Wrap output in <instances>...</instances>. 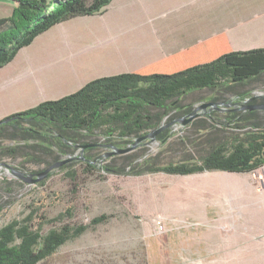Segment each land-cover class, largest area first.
Wrapping results in <instances>:
<instances>
[{"label": "rangeland", "instance_id": "rangeland-1", "mask_svg": "<svg viewBox=\"0 0 264 264\" xmlns=\"http://www.w3.org/2000/svg\"><path fill=\"white\" fill-rule=\"evenodd\" d=\"M8 12L0 4V14ZM263 94L264 74L244 84L189 92L169 101L173 109L166 115L152 110L160 113L156 129L163 127V141L146 138L133 150L114 154L106 162L128 167L140 156L150 155L161 163H200L215 143L248 129H232L226 120L233 113L248 110L241 106L252 97L264 102ZM206 103L214 104L200 107ZM193 111L194 117L188 120ZM257 113L264 128V109H257ZM90 140L102 141L97 134ZM30 144L10 128L0 133V227L25 217L32 209L47 218L66 213L62 221L45 222L41 234L63 224L89 223L100 214L110 215L37 264H264L262 166L248 172L213 169L185 175H132L99 169L85 172L75 160L65 169L54 168L41 184L26 178L30 174L35 177L56 161L77 159L81 148L70 146L64 152L52 148L47 154L44 148ZM7 146H17V150L4 153ZM111 150L96 146L90 152L106 158ZM67 170L75 172V180L66 175Z\"/></svg>", "mask_w": 264, "mask_h": 264}, {"label": "trees", "instance_id": "trees-1", "mask_svg": "<svg viewBox=\"0 0 264 264\" xmlns=\"http://www.w3.org/2000/svg\"><path fill=\"white\" fill-rule=\"evenodd\" d=\"M12 1L15 5L10 14L0 17V67L54 24L77 15L99 13L111 0ZM261 74H264V48L234 51L225 35L218 34L134 71L90 80L73 93L13 113L0 120V133L10 128L30 140L31 147L44 148L47 154L52 153V148L64 152L70 146L97 144L86 147L77 159L61 165L58 168L61 170L78 160L85 172L96 169L132 175L143 172L185 175L213 169L248 172L264 164V128L259 125L257 110H246L242 116L231 114V119L226 120L230 128L248 129L240 136L230 135L215 143L200 158V163L189 160L161 163L153 156L143 155L128 167H122L106 162L113 155L104 158L103 154L90 151L96 146L123 148L155 130L160 113L152 110L159 109L166 115L173 109L169 101L196 90L244 84ZM94 134L102 139L101 143L90 140ZM165 137L161 131L155 139L161 142ZM16 148L7 146L3 152L13 154ZM66 175L75 180L74 171L67 170ZM65 214L60 212L47 218L38 209H32L25 217L1 226L0 264H37L110 216L100 214L89 223L63 224L41 234L45 222L62 221Z\"/></svg>", "mask_w": 264, "mask_h": 264}, {"label": "crops", "instance_id": "crops-1", "mask_svg": "<svg viewBox=\"0 0 264 264\" xmlns=\"http://www.w3.org/2000/svg\"><path fill=\"white\" fill-rule=\"evenodd\" d=\"M0 4L9 10L0 17L15 5ZM218 34L234 51L264 48V0H111L54 24L0 67V120Z\"/></svg>", "mask_w": 264, "mask_h": 264}, {"label": "water", "instance_id": "water-1", "mask_svg": "<svg viewBox=\"0 0 264 264\" xmlns=\"http://www.w3.org/2000/svg\"><path fill=\"white\" fill-rule=\"evenodd\" d=\"M253 98V97H252ZM251 98V99H252ZM211 104H214V103H206V104H202L200 107L201 108H206L208 105H211ZM250 108V109H255V108H264V105L263 106H260V105H254V106H246V105H242L241 108ZM195 115V112H191L189 114V119H192ZM163 129V127H160L158 129H155L153 131H150L149 133H147L146 135L140 137V138H137L135 139V141L131 144V146H128V147H125V148H118L116 146H111L112 147V150L111 152L109 153H106V156H109V155H114V154H124V153H127L131 150H133L136 146V144L141 141L142 139H146V138H149V140H154L155 139V136L157 133H159L161 130ZM91 145H96V144H84V145H81V149L83 150L84 148L88 147V146H91ZM72 160L71 157H67L65 159H62L58 162H55V163H52L51 165H49L48 167H46L44 170L38 172L35 174V177H33L34 174H30V178H26L28 181H31V182H38L40 181L43 177H46V175L51 171L53 170L54 168H57V167H60L61 165L65 164V163H68ZM14 171V170H13Z\"/></svg>", "mask_w": 264, "mask_h": 264}, {"label": "flooded vegetation", "instance_id": "flooded-vegetation-1", "mask_svg": "<svg viewBox=\"0 0 264 264\" xmlns=\"http://www.w3.org/2000/svg\"><path fill=\"white\" fill-rule=\"evenodd\" d=\"M262 98H263V100H264V94H263ZM249 99H250V98H249ZM249 101H250V103H249L248 101H247L248 103L246 102V106H254V105H260V106H263V105H264V102H263V101H259V99L252 98V99H250ZM251 101H255V104H252ZM247 108H248V107H247ZM257 109H264V108L261 107V108H257ZM257 109H250V108H249L248 110H257ZM96 145H97V144H96ZM84 149H85V148H84ZM84 149H83V150H84ZM83 150L81 149L80 151L83 152Z\"/></svg>", "mask_w": 264, "mask_h": 264}, {"label": "built area", "instance_id": "built-area-1", "mask_svg": "<svg viewBox=\"0 0 264 264\" xmlns=\"http://www.w3.org/2000/svg\"><path fill=\"white\" fill-rule=\"evenodd\" d=\"M262 169H264V164L261 167ZM158 228L161 230H163V224L161 223V221L158 222Z\"/></svg>", "mask_w": 264, "mask_h": 264}]
</instances>
